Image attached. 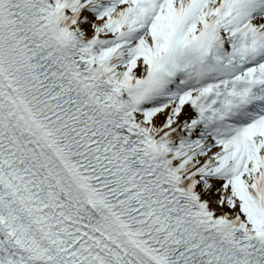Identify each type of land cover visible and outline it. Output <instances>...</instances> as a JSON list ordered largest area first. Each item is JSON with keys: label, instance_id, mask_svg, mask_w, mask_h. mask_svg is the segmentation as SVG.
<instances>
[{"label": "snow or ice", "instance_id": "obj_1", "mask_svg": "<svg viewBox=\"0 0 264 264\" xmlns=\"http://www.w3.org/2000/svg\"><path fill=\"white\" fill-rule=\"evenodd\" d=\"M0 264H264V0H0Z\"/></svg>", "mask_w": 264, "mask_h": 264}]
</instances>
